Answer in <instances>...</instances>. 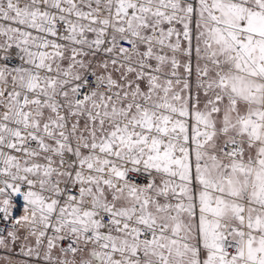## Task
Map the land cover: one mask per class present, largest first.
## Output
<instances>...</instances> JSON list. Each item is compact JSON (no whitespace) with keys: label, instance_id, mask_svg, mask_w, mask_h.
<instances>
[{"label":"snow or ice","instance_id":"1","mask_svg":"<svg viewBox=\"0 0 264 264\" xmlns=\"http://www.w3.org/2000/svg\"><path fill=\"white\" fill-rule=\"evenodd\" d=\"M0 264H264V0H0Z\"/></svg>","mask_w":264,"mask_h":264}]
</instances>
